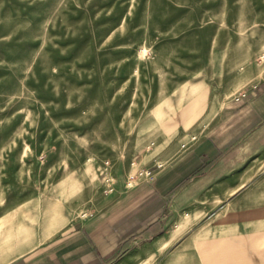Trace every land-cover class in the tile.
<instances>
[{
    "label": "rangeland",
    "instance_id": "rangeland-1",
    "mask_svg": "<svg viewBox=\"0 0 264 264\" xmlns=\"http://www.w3.org/2000/svg\"><path fill=\"white\" fill-rule=\"evenodd\" d=\"M262 56L264 0H0V264L41 242L34 217L43 240L68 223L92 168L137 177L160 132L210 123Z\"/></svg>",
    "mask_w": 264,
    "mask_h": 264
},
{
    "label": "crops",
    "instance_id": "crops-1",
    "mask_svg": "<svg viewBox=\"0 0 264 264\" xmlns=\"http://www.w3.org/2000/svg\"><path fill=\"white\" fill-rule=\"evenodd\" d=\"M210 120L153 139L138 162L153 180L114 175L109 192L108 168H92L68 223L43 240L47 212L34 217L41 242L8 264H264V80Z\"/></svg>",
    "mask_w": 264,
    "mask_h": 264
},
{
    "label": "built area",
    "instance_id": "built-area-1",
    "mask_svg": "<svg viewBox=\"0 0 264 264\" xmlns=\"http://www.w3.org/2000/svg\"><path fill=\"white\" fill-rule=\"evenodd\" d=\"M192 140H195V138H192ZM133 166H134V164H133ZM138 176H143L144 178H147L148 180H153V177H154L151 170H139L138 171ZM131 179H133V178L131 177ZM110 181H111L110 179L107 180L108 183H110ZM111 183L112 184H110L108 186V191L109 192L113 191L114 180ZM129 186H131V185H129Z\"/></svg>",
    "mask_w": 264,
    "mask_h": 264
},
{
    "label": "bare ground",
    "instance_id": "bare-ground-1",
    "mask_svg": "<svg viewBox=\"0 0 264 264\" xmlns=\"http://www.w3.org/2000/svg\"><path fill=\"white\" fill-rule=\"evenodd\" d=\"M262 58H264V56H262Z\"/></svg>",
    "mask_w": 264,
    "mask_h": 264
}]
</instances>
